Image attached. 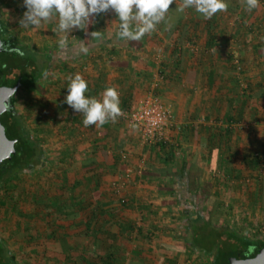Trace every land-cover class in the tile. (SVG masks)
Returning <instances> with one entry per match:
<instances>
[{
  "label": "crops",
  "instance_id": "crops-1",
  "mask_svg": "<svg viewBox=\"0 0 264 264\" xmlns=\"http://www.w3.org/2000/svg\"><path fill=\"white\" fill-rule=\"evenodd\" d=\"M22 3L23 0H20L17 5ZM181 3L182 0H175L169 6L167 21L157 25L156 31L134 42L117 38L119 22L111 10L97 15V18L94 16L96 25H92L88 31V52L71 46L70 53L76 56V62L73 67L70 65L71 59L62 64L67 70L69 67L72 69L71 73L67 71V76L78 73L88 82L86 96L99 99L106 87H114L119 93L121 110L143 96L154 81L155 74L163 72L164 78L157 92L164 106L171 111V125L166 131L168 142L165 145L171 153L170 158L165 160L157 145H142L136 133L128 129L119 116L115 122L109 121L100 127H85L82 114L63 102L66 84L56 86L60 93L58 101L46 102L47 107L55 103L56 110H62L56 112L61 122L56 125L60 129L61 125L64 128L72 125V133L77 137L72 144L76 150L71 154V159L81 174L79 179L91 183L88 184V198L97 191L99 200L103 202L100 208L90 205L88 209L87 224L90 225L91 234L87 237L86 248L91 255L92 248L98 250L102 246L103 252L116 249L123 254L124 260H129L133 255L125 250L130 249L132 241L134 247L138 243L140 245L139 241L144 235L138 229L157 234L156 224L161 212L176 216L174 227L178 226L175 221H182L185 226L184 218L188 210L183 208L181 213L178 204L174 203L180 200V191L174 185L179 179L178 175L164 180L154 173L147 174L148 164L168 166L184 175L188 173L189 181H197L200 186L208 181L209 175L215 173L218 192L215 190L216 195H212L213 199L211 197L212 200L203 206L205 216L210 209L213 208L215 214L218 206L226 204L223 199L228 196L224 187L228 185L225 183L231 187L229 198L232 209L237 208L238 212L242 209L249 214L264 213V0H260L258 7L251 12L245 10L242 0H229L230 10L234 11L231 15L226 10L208 20L192 9L177 13L175 8ZM25 11L20 12L19 7L12 12L2 10L3 16L11 23L9 31L15 37L35 33L40 37L41 32L44 34L46 30V24L33 29H24L20 25V30L12 23L13 14H19L22 20ZM93 31H99L101 35L91 39L89 34ZM74 33L73 29L69 39ZM132 43L137 45L136 48ZM233 56L239 60L240 71L233 65ZM40 86L42 91L39 96H45L46 89L41 83ZM29 89L32 90L24 91L28 98H20L19 102L29 103V112L23 115L25 121L33 122L31 114L37 112L35 103L38 102L33 91L37 89ZM48 112L47 108L39 109L38 122L47 124ZM59 113L63 114L60 116ZM141 146H144L143 152H138ZM123 153L126 154L125 159H121ZM253 153L261 157L262 175L259 179L253 176L249 162V155ZM83 159H92L93 164L96 160L104 170L97 172L92 169V163L87 164V170L82 169ZM212 162L215 171L211 173ZM144 174L148 176L144 178ZM101 180L108 184L104 189L109 190L106 198L99 185ZM117 189L119 192L127 190L135 213H127L126 205L117 206L114 203L115 198L124 199L115 197L118 192L114 190ZM216 200L219 204L215 203ZM144 221L146 226L141 224ZM63 224L70 229H79V225L72 221L69 224L56 221L55 228ZM184 226L181 231L174 228L168 231L172 240L164 242L166 238H161L169 252L177 254L184 250L176 238ZM95 230H102L103 241L95 238ZM154 235L147 237L151 240ZM58 237L61 248L64 244L72 248V237H66V241L60 235ZM139 258L147 260L142 253Z\"/></svg>",
  "mask_w": 264,
  "mask_h": 264
},
{
  "label": "trees",
  "instance_id": "trees-1",
  "mask_svg": "<svg viewBox=\"0 0 264 264\" xmlns=\"http://www.w3.org/2000/svg\"><path fill=\"white\" fill-rule=\"evenodd\" d=\"M2 10L3 5L0 0V40L2 46L7 49L0 52V86H14L17 82H19V86L12 98L13 108L3 112L0 116V121L4 126L5 134L8 139L14 140L15 148V153L11 155L9 159L0 163V207L6 210H12L18 219H23L25 218V213H22L23 211H20L19 207L24 202L26 194L21 184V176L23 174L32 173L33 176L36 174H39L40 176V174H42V168H46L47 166H45L47 162V156H45V153L53 155L55 150L49 148L50 150L47 151L46 148H43L41 137H37L31 133L24 115L17 109L15 103L16 98L22 88L29 89L32 87L37 90H42L40 83L42 82V79L45 78L53 64L63 63V61L65 62V60L71 59L70 65L73 67L77 58L70 53V50L72 49L71 46L79 48V41L81 40L86 41L87 44L89 40L88 31L92 25H96V21H94L93 17V22L90 23L86 31L74 29V36L70 37V39L68 38V43L64 47H58V49L56 48V44L53 43L50 47L45 46L43 49H36L35 47L21 43L17 37L12 35L9 31V25L11 23H9L8 19L3 16ZM19 10L20 12L26 10L23 3L19 6ZM97 17L99 16H96L95 18ZM55 27V22L46 24V30H44L42 36H49L53 40L58 41L59 38L57 32L54 30ZM133 44L134 43H132V45ZM133 46L136 48L137 45L134 44ZM30 48H32V50H30ZM67 71L71 73L72 69L69 67ZM63 84V82H58L56 85L60 86ZM128 108L129 107L125 109ZM32 113V118L38 122L40 115L36 112ZM157 146H159L158 150L162 151L165 160L171 157V153L167 150L169 148L165 147V144ZM54 155L56 156V153ZM249 162L252 168L251 170L254 171L253 176H255L256 179H259V176L262 175V172L260 171L261 157L257 153L250 154ZM91 163L94 166L92 169L97 172L101 173L104 170L102 165H99L101 163L94 160L93 164L92 159H83L81 161L82 169L87 170V164ZM146 167L147 174L154 173L156 176L164 178V180L165 178L170 177L173 179L178 175V178L180 179H177L176 182L174 181L175 187H178V190L180 191V194H178L180 200H176L174 203H177L181 208H179L181 213L183 208H187L188 210L186 218H184V229L179 235H176V238L180 240L179 243L181 248L185 250L188 249L193 253L204 254L209 259L208 264H228L230 257H235L237 259L250 258L255 256L259 250L264 247V239L238 232L227 222H213V208L207 211L205 216V213L202 212L203 206L212 197L211 190L213 188V183L206 181L201 186L197 181L191 183L188 178V173H185L184 175L183 172H176L168 166L156 167L153 164H148ZM214 168L212 162V166L210 167L211 173L215 171ZM147 174H144L143 177L145 178L148 176ZM214 174L215 173H213V175ZM212 177L215 178V176ZM81 181H84V179ZM62 184L64 187L67 186L66 182ZM62 184L61 187L63 188ZM79 184L80 180L75 178L73 184L70 185V188H77ZM198 189L200 190L199 193H197ZM114 192L116 193L115 190ZM42 195H37V198H46L44 195L42 197ZM98 196L99 193L96 191L92 197H86L85 199L87 200L85 204L83 197L78 191L77 193L74 192L72 196L62 197V199L59 196L52 199L50 198L48 200L49 203L45 205L44 218L47 219L51 213L56 212L58 216L65 220H62L63 222H67L66 224H69L72 221L79 225V229L75 230L74 233L84 234V236L88 237L91 232L89 229L90 225L87 224L89 217L88 209L90 208L89 203L93 205V208H100L103 206V202L101 199L99 200ZM121 202L124 203L125 199H122ZM218 202L219 201L217 200L215 201L216 204H219ZM171 218L174 220L176 219V216L172 215ZM98 221L101 222L100 218H98ZM67 227V225L63 224L57 228L61 234L60 236L63 237V241H66L65 238L68 237V233L71 230ZM138 232L151 237V234L145 230L138 229ZM94 233H96L95 238L103 241L102 230H95ZM62 246L64 249L69 250L64 256L65 261L72 260L74 256H76L77 261L75 264H121L123 260V254L116 249H107L103 252L104 250L102 246L99 247L98 250L97 248H92L91 255L87 248L78 247L74 251L75 253H72L70 245L64 244ZM87 252L89 253L88 255ZM0 264H38V262H36L33 255L24 263L17 262L13 252L8 247L4 238L0 235ZM128 264L151 263L143 258H135L133 255L129 259Z\"/></svg>",
  "mask_w": 264,
  "mask_h": 264
},
{
  "label": "rangeland",
  "instance_id": "rangeland-1",
  "mask_svg": "<svg viewBox=\"0 0 264 264\" xmlns=\"http://www.w3.org/2000/svg\"><path fill=\"white\" fill-rule=\"evenodd\" d=\"M19 1L20 0H1V3L3 5L4 11L5 9H7V11L12 12L15 11L17 7H19V5H17L19 4ZM227 3H228L227 10L228 13L231 15L234 11L231 12L232 10H230L229 0ZM18 15L19 14L17 13L12 15L13 17L12 23L14 24L16 29L18 28L21 30L22 28L20 27L21 25L20 22L22 16L19 17ZM14 33H16V31ZM40 35L42 36L43 33L41 32ZM41 36L37 37V33H35V35L32 34V36H29L28 34H24V36L18 35L17 37L21 43L35 47L36 49H43V47L45 46L50 47V45L53 43L56 44V48L60 47L57 40H53L49 36L47 37L46 36L41 37ZM30 50H32V48H30ZM62 64H64V61L63 63L53 64V66L47 72L45 78L42 79L41 84H43V86L45 87L43 88L46 89L45 92H47L45 96H39L42 90L40 91L37 90L35 92L33 91V93L36 96V100L38 101L35 103L36 105L35 108L37 110L36 113L39 112V109H45V108H47V111H49L47 114L48 115L47 124H45V122L44 123L36 122L34 118H32L33 122L26 121V123L28 124V128L31 130V133L37 137H41L43 142V148H46L47 151L50 150L49 148H51V150L54 149L55 150L54 154L56 153V156L54 154L52 155L50 153L48 154L45 153V156H47L48 158L47 159L48 161L45 164V166L46 165L47 166L46 168L43 167L42 171L40 170L42 172L40 176L39 174L33 176L32 175L33 173L25 174V175L23 174L21 176V184L25 190L26 198L24 202L20 205L19 209L20 211L21 210L23 211L22 213H25V218L18 219V217L12 210H6L0 207V235L4 238L8 247L13 252L17 262L20 263H24L25 261L30 259L32 255L33 257H35V260L36 262H38V264H75L77 261L76 256H74L75 258V259L73 258L74 260L72 259L69 261H65L64 256L66 255L67 252H69V250L64 249L63 246L61 248V246L58 243L57 239H59L58 236L61 234L59 233L58 229L55 228L56 221H62L63 219L60 216H58L56 212L51 213V215H49L47 219L44 218L45 205L49 203L48 200L50 198L52 199L59 196L62 199V197H69L70 195L72 196L74 192L77 193L78 191L79 194H81V196L83 197V201L85 204L87 200L85 198L86 197L88 198L87 196L88 184H91L86 182L85 179L84 181H81L79 179V177H81V174L78 173V167L76 164H74L75 161L71 159V154L74 153V150H76L74 149L72 144L74 141H76V137H77L74 135V133H72L73 130L71 129L72 125L68 124L67 126H65V128L61 125V129H60L58 125H56L57 122L61 124V122L59 121L60 118L57 117L56 112H62V110L60 109H58L59 111L56 110L57 105H55V103L52 104V106L50 107H47L48 104L46 103V102L49 103L50 101H54V100L58 101L59 99L58 96H60L58 89L59 87H56L57 86L56 84L58 82L60 83L63 82L64 83L63 85L66 84L67 69ZM29 90L32 89H28V91ZM24 91H25L24 88L20 90L15 102L18 111L22 114L29 112V109H27L29 103L24 102L22 100H20L19 102L20 97L22 98L24 97L26 99L28 98L25 97L26 95L24 94ZM62 114L63 113H59L60 116ZM67 119L68 118L65 119L66 122ZM43 125H45V127ZM135 146H137V144H135ZM143 147L141 146V150H139L138 152H143L142 150ZM122 151L127 153L126 150H122ZM212 176L213 175L208 176L210 177L208 178V181L213 183L211 194L215 196L216 194L214 193V191L218 189V186L216 185L217 180H215V178ZM75 178L80 180V184L77 188L75 187L70 188V185L73 184ZM65 182L67 183L66 187H64V185L62 184ZM128 183L129 182H127L126 184ZM61 184L64 189L61 187ZM99 185L101 187V192L105 193L102 195H104V198H106L107 191L109 190H104V189L108 187V184H106L104 181L101 180L99 182ZM225 185H228L227 187H224L226 188V194L228 196L223 199L225 200L224 202H226V204L223 203V206H218V209L212 218L213 222L215 223L227 222L229 225L233 226L235 230L238 232L244 233L245 235L248 236H252V237L254 236L260 239H264V213L259 211L258 213L249 214L246 213V211H242V209L239 212H238L239 209L237 208L232 209L231 199L229 198V196L231 195L230 194L231 187L229 183L227 184L225 183ZM216 191L218 192V190ZM120 192L117 193L115 197H119V198L122 197L125 199V202L122 203L121 200L115 198L114 203L117 204V206L126 205L127 213L130 214L135 213V208L133 206L134 203L133 201H131L127 190L121 192L122 194L121 197H120ZM40 194L41 195L43 194L44 197L46 198L43 199L37 198V195ZM89 205L91 204L89 203ZM158 213L159 212H156V214ZM161 213L162 215L158 216L159 221L156 224L157 226L156 229L158 231L157 234L154 235L153 233H151V235H154V237H152L151 240L147 236L142 235L143 238H141L139 241L141 243L140 245L138 243L137 247H134L132 245L133 244L132 241L131 244L129 243L130 244V249H128L129 251L128 250L125 251L130 252V255H134V256L138 254L141 256L142 253L143 257L145 256L148 262L152 261L151 264H208L209 259L204 254L201 253H193L188 249L181 250L177 254L168 251L166 247L167 245L166 246L163 245L162 244L163 241H160L161 238H166L164 242L172 240V237L168 233V231L170 229L172 230V228L181 231L184 225L182 221L181 222L175 221V224L176 225L178 224L179 227L178 226L174 227V221L171 218L172 215H169L167 212H161ZM130 217L133 218V216ZM142 223L145 226L147 225L145 221L141 222V224ZM162 223H164V225H162ZM74 231L75 228L71 229L70 232L68 233V238L72 237L70 240L72 244V248H71L72 253H75L74 251L76 250V247L78 245L79 247H83V248L84 247L86 248L88 245L87 237L84 236V234H80V233L76 234L74 233ZM134 240L136 243L137 239L135 238ZM135 250H137V253L135 252ZM128 263H129L128 259L126 260L123 259L121 264H128Z\"/></svg>",
  "mask_w": 264,
  "mask_h": 264
},
{
  "label": "clouds",
  "instance_id": "clouds-1",
  "mask_svg": "<svg viewBox=\"0 0 264 264\" xmlns=\"http://www.w3.org/2000/svg\"><path fill=\"white\" fill-rule=\"evenodd\" d=\"M242 2L245 10L251 12L258 7L260 0ZM173 3L175 0H23L26 11L20 23L24 29H33L55 22L58 44L64 47L73 29L86 31L94 16L111 10L119 22L117 38L129 42L140 41L146 34L156 31L161 22L167 21L169 6ZM227 8V0H182L175 11L184 13L192 9L208 20ZM89 35L95 39L101 33L93 31ZM79 47L81 51L88 52L86 41H79ZM65 89L67 92L63 102L82 114L85 127H100L109 121L115 122L122 114L119 93L114 87H106L99 99L86 96L88 82L77 73L66 77Z\"/></svg>",
  "mask_w": 264,
  "mask_h": 264
},
{
  "label": "built area",
  "instance_id": "built-area-1",
  "mask_svg": "<svg viewBox=\"0 0 264 264\" xmlns=\"http://www.w3.org/2000/svg\"><path fill=\"white\" fill-rule=\"evenodd\" d=\"M232 62L236 69L240 71L238 58L233 56ZM154 78L148 91L135 100L128 109H122V114L119 116L126 127L136 133L140 143L148 147L160 144L166 145L168 142L166 131L171 125V111L164 106L157 92L159 83L164 78V73L158 71ZM121 158L125 159L126 154L123 153ZM116 192L119 193V190L117 189Z\"/></svg>",
  "mask_w": 264,
  "mask_h": 264
},
{
  "label": "water",
  "instance_id": "water-1",
  "mask_svg": "<svg viewBox=\"0 0 264 264\" xmlns=\"http://www.w3.org/2000/svg\"><path fill=\"white\" fill-rule=\"evenodd\" d=\"M5 50L7 49L2 46V42L0 40V52ZM18 86L19 82H17L14 86H0V116L3 112L13 108L12 98L17 91ZM14 153V140L7 138L4 126L0 121V163L9 159ZM228 262V264H264V247L253 257L242 259L230 257Z\"/></svg>",
  "mask_w": 264,
  "mask_h": 264
}]
</instances>
